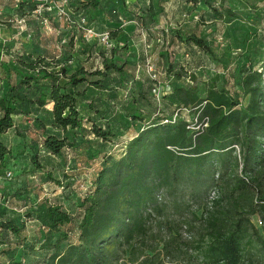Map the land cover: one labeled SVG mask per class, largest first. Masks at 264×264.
<instances>
[{
	"label": "trees",
	"instance_id": "trees-1",
	"mask_svg": "<svg viewBox=\"0 0 264 264\" xmlns=\"http://www.w3.org/2000/svg\"><path fill=\"white\" fill-rule=\"evenodd\" d=\"M144 1L125 18L152 40L156 79L146 74L149 53L145 76L136 79L139 67L124 55L125 45L104 49L102 67L93 71L73 68L72 54L63 59L53 50L0 63V258L11 253L6 264H264V31L250 51L240 53L236 40L235 47L217 49L216 38L184 33L179 24L157 30L167 0ZM237 1L245 5L242 15L227 0H185L179 9L190 18L187 5L200 4L214 21L264 30V0ZM71 3L74 23L82 16L90 26L88 14L115 10L101 0ZM119 32L110 31V38ZM214 60L234 64L218 75ZM200 70L215 75L200 79ZM121 98L138 113L122 116ZM147 104L153 107L148 122L140 116ZM14 143L21 148L16 154ZM109 145L120 154L103 152ZM17 156L30 169L3 181ZM41 157L46 167L60 160L50 167L60 170L98 157L100 168L74 213L51 171L40 176L66 197L36 204L25 174L44 169ZM9 204L23 209V220L7 214ZM26 222L38 224L29 238L21 236Z\"/></svg>",
	"mask_w": 264,
	"mask_h": 264
},
{
	"label": "rangeland",
	"instance_id": "rangeland-1",
	"mask_svg": "<svg viewBox=\"0 0 264 264\" xmlns=\"http://www.w3.org/2000/svg\"><path fill=\"white\" fill-rule=\"evenodd\" d=\"M101 1L103 3L107 2V0H101ZM143 1L142 0H134V3H133V0H117V2L114 4V9H115L114 13H116V15L118 17L119 16H121L122 18L129 17L131 15L127 14L128 7H132V5H135V3H138V2L143 4ZM175 1L176 0H167V2L164 3L162 8L163 9L166 8V13L164 11V15L167 14V15L172 16L171 19H169V20L172 22L173 27H177L176 25L179 24L184 33H190V32L195 31L196 34L198 33V35L200 37L206 38L208 40H211L212 37H214V38H216L217 42H213V43L217 49H226L227 47H230V45H233L235 47L234 40H236L235 43L238 45L240 53H243L245 50L250 51L252 49V47L254 48V47L258 46L259 37L261 36L260 33H262L264 31V30L260 29L259 25L252 24V22H251L252 26L246 25L243 21H240V20L233 22V23H227L226 19L222 22L217 21V20L214 21L210 17L209 11L204 6H202L200 4H198L194 7L191 5H187V7H188L187 10H191L190 11L191 12L190 18L184 19L185 16L180 18L181 15L183 14V10L179 9V7H181L183 1H185V0H178L179 4H176ZM156 2H157V0H154V3H156ZM144 3H145V1H144ZM226 4L229 7H231L232 9H235L241 15L246 10L245 5L243 3H241L240 1H237V0H227ZM156 7L158 10L159 9L158 6H156ZM109 11H110V9H107V12H109ZM123 11H124V13H123ZM110 13H113V12L110 11ZM88 15L91 18V20L94 22V24L92 23L93 28L98 33H101V32H108L109 33L110 32V27L106 26V25L104 26L103 22L98 21L97 17H95L94 14L90 13ZM41 17L43 20L46 21L47 25L41 23L40 27H44V28L47 26L50 27L49 21L52 18L50 19V18H48V17H50L49 15L47 17L43 14L41 15ZM163 18L164 17L162 15H159L158 27L161 26V24H164V21H162ZM249 19H251V18H249ZM199 20L203 21L202 25L199 24ZM51 21H53V20H51ZM120 22H121V20H120ZM54 23H56V25H57L56 29L59 31H53L51 28L49 30L44 29V30H42V33H44V35L42 36V39H44V42H46L48 47H50L51 50H53L55 52V55H59V53L61 52L62 53L61 58L65 59L68 57V55L72 54V60L73 61L71 62L72 63L71 65L73 68H76L78 66H83L89 71L101 69V67H102L101 52H104L103 51L104 48H102V46H100L98 43H96L93 40L86 41L82 37V35H80L77 31L74 33L73 36H71V33L61 32L60 30H62V28H60V26H61L60 23L59 22H54ZM163 28L165 29V27H163ZM25 33L26 32H24L23 30L22 31L18 30L17 37L22 41L21 43L25 42L27 44L25 46L26 51L32 52V49L30 50V48L28 47V46H30L29 41L32 39V34H30V32H28L25 35ZM143 34H145V33H143ZM254 35H255V37H254ZM138 36H140V34H138ZM144 36L146 37V35H144ZM117 37H120V35H117L116 38H114V40L116 41V45L117 46L118 45L123 46V42L121 40H118ZM244 37L249 38L248 41L250 43H248V45H245V43L243 41ZM140 38H141V36H140ZM70 39H72L74 41V47H72V48L69 46ZM57 43H60V44L57 45ZM147 44H150V43L147 42ZM60 45H62V48L60 47ZM70 48L73 50H71ZM110 50H106L105 52H109ZM228 50L230 51V48H228ZM229 51H227V53ZM232 53L234 56H231V57L229 56L230 58H232V57L235 58L236 54H238L239 52L234 51ZM214 61L218 67V73H219L218 75H222L223 73H225L224 71L226 68L232 69L233 64H234V63L232 64V61L230 63H226V62L221 63L218 61L216 62V60H214ZM223 61H225V60H223ZM7 62L8 63L6 65H12L13 64V63H11V61H7ZM4 63H6V62H4ZM197 74L200 75V79H208V78L213 77L215 75L214 72H211L208 70H200ZM227 75H228V72H227ZM202 86H203V84H199V89L201 91L203 89ZM102 95H105V94H102ZM121 100L122 101H119L117 104H118L119 111L122 113L121 114L122 116L125 115L127 112L129 114H137L138 113L137 111H135V109H133V107L131 106L129 101L126 102L122 98H121ZM141 109L143 110V112L140 113V116L143 115L142 117H144L145 121H147V122L150 121L151 116L153 114V107L147 104V105H142ZM128 135L129 134H127L126 137ZM9 141H10V144L13 143V140L11 142V139H9ZM19 147H20V145H19ZM15 148L17 149L18 146L16 147V144L14 143L13 144V153L14 154L17 153L16 151L21 149V148H18L17 150H15ZM104 151H108V152L112 153V155H114V156H117L120 154V151L118 148L112 150V146H110V145L107 146V148L105 150L103 149V152ZM98 157L92 159L91 161H89V163L88 162L85 163V162L80 161V162H76L73 164L72 161H69L68 166H66L63 170H60L61 168L58 169L59 168L58 166L55 167L54 169L53 168L50 169V167H52L51 165H54V166L59 165L58 163L60 160H58V159L53 160L52 162H49V164H51V165L46 167L47 163H45V161H46L45 159H47V158L41 157L40 159L44 164V169L40 172L38 171L37 173H34L33 175H31V173H29L28 175H27V173L25 174V182L30 183L28 185V187H31V189L33 191L32 196L35 197L36 204L38 205L40 202H42L43 200H46V199H49L51 202H53L55 197H62V198L66 197V196H64V197L62 196L63 190H59V189L55 190L54 186L52 184H45L44 178H43L44 176H40V175H42V173L45 174V173H48L49 171H51L53 176L56 179H58V181L62 182V186H64L65 190L67 189L63 195H66V193H67L68 196H67V198H65V200L61 199L62 203L64 204V206H66V208L70 212L74 213L75 203L78 201V199L80 197H82V195H84L86 193V190L89 188V185L92 182V179L94 178L96 171H98V169L100 168ZM15 160H16L15 164L7 170V173H9L10 176L8 177L7 174L1 176V179L3 181H7V179L17 178V175H19L20 170L23 169L24 167H25V169H28V170L30 169L27 165L26 160H24L22 158H18V156H17V159H15ZM61 191H62V193H61ZM32 196H30V197H32ZM211 197H212V195H210V199H211ZM1 207H2V204L0 203V208ZM192 210H194V208L190 209V211H192ZM6 211H8L7 214L12 215L13 217H18L19 221L23 220L22 219V217H23L22 212L23 211L22 212H18L17 210L11 211L9 209ZM19 223L20 222H18V225H19ZM36 225L38 226L37 223L26 222L25 230L22 232L21 236L22 237L25 236V237L29 238L32 235V233L36 234L38 231L36 229V227H37ZM256 225L258 226L259 224L256 223ZM186 235H187L186 233H184V234L182 233L183 238H185ZM10 254L0 258L1 264H6V261L10 257ZM17 256H19V255H17ZM25 260H27V259H25Z\"/></svg>",
	"mask_w": 264,
	"mask_h": 264
},
{
	"label": "crops",
	"instance_id": "crops-1",
	"mask_svg": "<svg viewBox=\"0 0 264 264\" xmlns=\"http://www.w3.org/2000/svg\"><path fill=\"white\" fill-rule=\"evenodd\" d=\"M74 0H69L68 9L71 12V8H69V5L72 4L71 2ZM25 2V3H24ZM36 0H0V63H8L7 61H11V63H14V60L17 56H20L22 54H27L29 51H26L25 46L27 45L25 42L21 43L22 41L17 37L18 30L26 32L25 35L30 32L32 34V37L37 34L36 29L38 28L40 35L38 39H31L29 41L28 46L30 50L32 49L33 55H40L43 56L45 53L49 55V52L51 51V48L48 47L46 42H44V39H42V36L44 33H42V30L44 29H52L53 31H59L56 29V23L57 21L54 16L52 15L53 12L47 11V9H43L42 13L40 15H36L34 11L29 12V7L34 6L36 4ZM109 6H114V4L117 2V0H110L108 1ZM176 4H179L178 0L175 1ZM134 3V0H133ZM132 3V4H133ZM136 4V3H135ZM128 10L132 13L135 11L134 5L132 7H128ZM166 13V8L164 9ZM114 12V11H112ZM124 12V11H123ZM25 14V15H24ZM45 16H53L52 24L47 27H40L42 21L40 24H34L31 18H36L37 16L41 15ZM95 17H97L98 21L103 22V25L109 26L110 31L118 29L120 32L117 35H120V37H117L118 40H121L123 42V45L126 46V58L128 60H132L134 64L136 65V68L139 67V70H135V77L143 78L145 75L143 74L144 70V58L148 55L147 53L152 51V47L150 50H146L145 46L148 43H150L152 40L149 41L144 36L146 34H143L142 30L137 26V23L133 20L129 21L126 18H122L121 16H117L116 13L107 14L106 12H99V13H93ZM128 14V13H127ZM36 16V17H35ZM171 15H164V18L162 21H164V24H161V26H157V30L162 29L166 26H172V22L169 20L171 19ZM182 18V17H181ZM187 18V17H186ZM185 18V19H186ZM121 20V22H120ZM124 21V22H123ZM60 23V30L61 32L65 33H71V36L74 35L76 32L75 29H73L70 26H67L63 22ZM106 23V24H105ZM55 26V27H54ZM126 26V27H125ZM16 30V31H15ZM20 33V32H19ZM58 33V32H57ZM140 34V36H138ZM74 47V41L72 42V46ZM73 50V49H71ZM148 55L151 59L153 58V54L149 53ZM129 55V56H128ZM57 57V56H56ZM85 68V67H84ZM5 69V68H4ZM86 69V68H85ZM3 72H1L0 69V78L3 77ZM11 74V73H10ZM13 74H11V77ZM1 79H0V85H1ZM48 109H50V106H48ZM7 209L13 211L17 210L18 212H22L23 209L18 208L16 204H9L7 206Z\"/></svg>",
	"mask_w": 264,
	"mask_h": 264
},
{
	"label": "built area",
	"instance_id": "built-area-1",
	"mask_svg": "<svg viewBox=\"0 0 264 264\" xmlns=\"http://www.w3.org/2000/svg\"><path fill=\"white\" fill-rule=\"evenodd\" d=\"M39 4L37 9L35 10L36 15H40L43 11V9H47V11L53 12L54 18L59 21L63 22L67 26H72L75 24L77 32L82 35V37L88 41L93 40L96 43H98L102 48L105 50H110L116 47V41L112 38H110L108 32H101L98 33L93 26H90L87 19L82 16L76 17V21L74 23V20L72 18L71 12L68 9L69 0H36ZM114 14V12H113ZM42 24H46V21L43 20ZM152 47L151 44H146L145 49L148 51ZM153 60L149 56L146 58V74L151 79H156V71L153 66ZM153 100L158 105L159 99H160V88L155 87L152 89ZM176 119V115L172 117V122ZM206 126V122L203 121L201 124H198L195 129L201 130ZM7 176L9 177L10 174L7 173ZM260 224V223H259Z\"/></svg>",
	"mask_w": 264,
	"mask_h": 264
}]
</instances>
